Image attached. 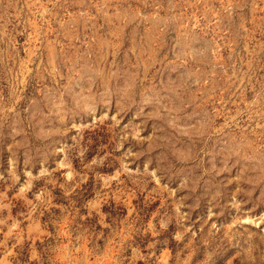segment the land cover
<instances>
[{"label":"rangeland","instance_id":"374dc122","mask_svg":"<svg viewBox=\"0 0 264 264\" xmlns=\"http://www.w3.org/2000/svg\"><path fill=\"white\" fill-rule=\"evenodd\" d=\"M0 264H264V0H0Z\"/></svg>","mask_w":264,"mask_h":264}]
</instances>
